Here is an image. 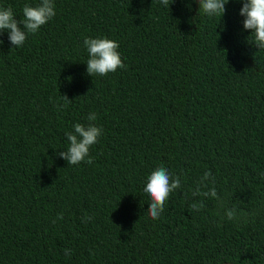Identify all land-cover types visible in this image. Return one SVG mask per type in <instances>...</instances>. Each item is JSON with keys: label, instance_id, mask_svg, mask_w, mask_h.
I'll return each mask as SVG.
<instances>
[{"label": "trees", "instance_id": "obj_1", "mask_svg": "<svg viewBox=\"0 0 264 264\" xmlns=\"http://www.w3.org/2000/svg\"><path fill=\"white\" fill-rule=\"evenodd\" d=\"M199 2L54 0L23 46L0 36V264H264V50L243 0L223 17ZM38 3L0 8L22 20ZM85 38L118 42L125 68L88 75ZM91 112L94 163L68 165L66 133ZM160 166L181 187L153 220ZM208 170L219 199L192 196Z\"/></svg>", "mask_w": 264, "mask_h": 264}, {"label": "clouds", "instance_id": "obj_2", "mask_svg": "<svg viewBox=\"0 0 264 264\" xmlns=\"http://www.w3.org/2000/svg\"><path fill=\"white\" fill-rule=\"evenodd\" d=\"M160 2L163 6L169 7V0H160ZM228 3L229 0H200L199 8L208 17L221 15L223 17L226 13L225 5ZM22 13L23 19L17 20L11 7L0 8V36L6 32L8 40L14 46L13 49L23 46L29 34L38 33L42 26L55 17L54 0H39L35 7L26 4ZM240 15L244 17V29L251 31L249 43L259 50H264V0H243ZM3 44V39H0V45ZM84 46L89 56L86 63L87 74L91 77L107 76L125 68L118 51V42L108 38H85ZM62 99L65 102L64 107L72 102L67 95H63ZM87 119L90 121L89 124L77 123L73 126L72 132L66 133L68 148L59 152L58 156L67 161L68 165L77 166L85 161L89 165L94 163L95 158L90 155V149L98 143L103 129L91 123L97 119L96 113H89ZM209 182L215 184L211 170L205 171L195 190L192 191V196L219 199L216 188L214 186L208 188ZM180 187V177L171 174L167 168L160 166L151 172L143 192L149 198L147 211L153 220L161 217L170 194ZM204 206L203 200H200L191 203L190 209L200 211ZM225 214L229 220L237 218L235 210H227ZM58 219H63V214H60ZM90 219L92 218L86 217V220ZM65 255L70 256L71 251L66 249Z\"/></svg>", "mask_w": 264, "mask_h": 264}]
</instances>
